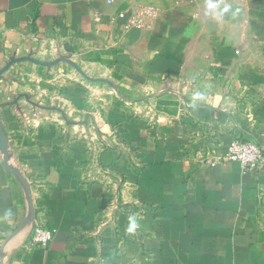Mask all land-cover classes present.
<instances>
[{"label": "crops", "instance_id": "crops-1", "mask_svg": "<svg viewBox=\"0 0 264 264\" xmlns=\"http://www.w3.org/2000/svg\"><path fill=\"white\" fill-rule=\"evenodd\" d=\"M138 1L0 0V264H264V0Z\"/></svg>", "mask_w": 264, "mask_h": 264}, {"label": "built area", "instance_id": "built-area-1", "mask_svg": "<svg viewBox=\"0 0 264 264\" xmlns=\"http://www.w3.org/2000/svg\"><path fill=\"white\" fill-rule=\"evenodd\" d=\"M128 1L134 6L120 11L116 14V19L123 24L124 30L149 28L148 23L157 17L156 10L150 5L140 4L138 0ZM107 5L112 4L113 0H105ZM225 158L233 163L239 164L244 171H256L260 168L263 159V149L251 141L233 140L228 147ZM204 163L210 166L215 165V161L205 159ZM54 238V233L43 226L36 224L32 228L31 236L27 242L28 248H45Z\"/></svg>", "mask_w": 264, "mask_h": 264}, {"label": "water", "instance_id": "water-1", "mask_svg": "<svg viewBox=\"0 0 264 264\" xmlns=\"http://www.w3.org/2000/svg\"><path fill=\"white\" fill-rule=\"evenodd\" d=\"M0 150L3 154V160H4V165L7 167V159H8V154H7V150H6V141L4 138V135L2 133V130L0 128ZM9 172H11L13 175H15L17 178L21 179V176L15 171L9 168ZM26 197L28 200V204H29V210H30V215L29 217L18 227V229L16 230L15 233H17L19 230H21L24 226H26L32 219L33 216V210H32V201H31V197H30V190L29 187L26 186Z\"/></svg>", "mask_w": 264, "mask_h": 264}, {"label": "clouds", "instance_id": "clouds-1", "mask_svg": "<svg viewBox=\"0 0 264 264\" xmlns=\"http://www.w3.org/2000/svg\"><path fill=\"white\" fill-rule=\"evenodd\" d=\"M129 231H131V228L129 229Z\"/></svg>", "mask_w": 264, "mask_h": 264}]
</instances>
